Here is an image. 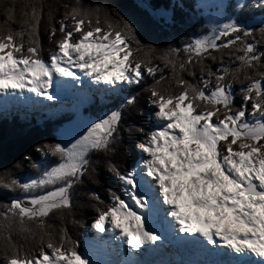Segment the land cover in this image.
Listing matches in <instances>:
<instances>
[{"label": "snow or ice", "instance_id": "6c2138e0", "mask_svg": "<svg viewBox=\"0 0 264 264\" xmlns=\"http://www.w3.org/2000/svg\"><path fill=\"white\" fill-rule=\"evenodd\" d=\"M235 8L259 9L260 26L221 15L205 34L158 49L142 44L116 8L84 0L4 5L0 97L55 103L53 87L70 83L96 86L123 102L67 141L37 144L35 152L56 159L42 170L33 164L35 178L0 172V188L25 194L0 204V264H147L136 255L170 238L205 257L190 264H264V0ZM43 20L49 40L60 33L47 59ZM154 60L169 69L167 77L156 78ZM145 74L153 81L142 92L154 119L147 131L138 130L137 158L122 168L115 159L122 124L136 110L140 93L132 87ZM101 160L118 185L105 188L104 198L86 193L95 231L81 251L63 222L73 215L77 186L86 178L98 182ZM52 214L58 227L48 223ZM119 253L126 259L101 258Z\"/></svg>", "mask_w": 264, "mask_h": 264}, {"label": "trees", "instance_id": "16d2710c", "mask_svg": "<svg viewBox=\"0 0 264 264\" xmlns=\"http://www.w3.org/2000/svg\"><path fill=\"white\" fill-rule=\"evenodd\" d=\"M12 0H0V23L3 22V7L10 4ZM48 3L56 4L68 2V0H47ZM86 4L91 6L100 5L102 7L116 8L126 19L134 24L138 38L142 44L152 45L155 48H165L168 45L180 47L182 42L194 39L199 35L205 34L207 31L206 24L202 12L196 7L194 0H84ZM57 11L56 20L60 18V12ZM225 14L232 16L244 24L252 23L254 20L261 18L262 13L259 9L244 8L242 11L237 10L235 5L229 2L224 9ZM162 13H165L161 15ZM55 25V21H53ZM58 29V25H55ZM17 27L16 24L12 25ZM259 27V26H257ZM60 33L57 30L54 39L59 38ZM54 39L49 40L48 22L43 20L40 25V41L41 54L47 59L50 51L54 50ZM227 59V57H225ZM157 64L156 78L160 75L167 77L169 69L159 61L154 60ZM213 68L218 65L208 62ZM199 73L197 70V77ZM145 81L140 86H133L132 91L140 93L137 100L136 110L125 115L122 124V143L115 159L122 168L134 163L137 158V151L134 148L136 139L138 138V130L144 128L145 131L151 126L152 107L148 105L142 88L151 84L152 78L145 74ZM188 78V77H186ZM240 85L234 84L233 90L236 92V104L240 103V95L238 92ZM123 95V94H121ZM113 103H99V99L95 97L94 103L87 109H83L82 113L93 119L99 117L102 113L117 106L123 101L117 96H112ZM106 99H101L103 102ZM44 118L43 115H29L24 111H9L7 114L0 116V172L11 170L12 174L21 179L35 178L38 174L37 169L33 168V164L40 166L42 170L45 165L51 166L55 162L54 157H43L35 152V146L43 142H58L57 133L66 123L71 120L70 115H60L52 119L39 121ZM29 159L25 160L24 157ZM20 167H15L17 162ZM98 175L96 183L86 181L83 185L77 186L74 192V208L73 215L66 216L64 226L68 229L69 234L77 240L79 248L83 251V244L88 240L91 234L90 221L94 212L88 206V191H96L102 198L105 197V188L111 186L114 189L118 182L107 173L103 167L102 160L98 164ZM24 193L17 190H8L0 188V204L9 203L11 199H23ZM48 223L59 226L61 221L56 214L50 215ZM72 220L79 223L73 224Z\"/></svg>", "mask_w": 264, "mask_h": 264}, {"label": "rangeland", "instance_id": "374dc122", "mask_svg": "<svg viewBox=\"0 0 264 264\" xmlns=\"http://www.w3.org/2000/svg\"><path fill=\"white\" fill-rule=\"evenodd\" d=\"M194 1L196 3V7L202 12L206 26L211 24L214 21L219 22L221 15L228 16L227 14H225L224 9L229 4V2H231L234 5H236L237 3L243 4L247 2V0H194ZM163 14L165 13H162L161 15ZM260 19L261 18H258L254 20L252 23H248L246 25L255 26V27L260 26L258 23ZM53 92L57 94L58 100L60 99L59 97L66 98V99L61 98L59 103L57 102L47 103L46 106L43 107L42 109V111L46 112V115H45L46 117L44 120L48 118L50 119L54 117L56 118L60 115H70L71 116V120L58 130V133H57L58 142L62 140L67 141L71 135H74L75 133L79 132L89 121L93 120V118L88 117L82 113L83 109H87L90 105L93 104V100H92L93 96L97 97L98 99L108 98L106 99L105 102L99 99V103L111 104L114 102L112 95H109L99 89L96 92H94L93 89L79 90V94H74L76 92L74 90L73 92L71 91V93L69 92L65 95H61L62 93H60L59 90L53 91ZM92 93L93 95H91ZM113 96L115 97V95ZM2 106L4 107L5 105H2ZM11 109H13L11 112L15 110H19L18 108L14 109L13 107ZM24 110L28 114L36 115L39 113L38 111L34 109H30V108H26ZM4 114H7V113L4 112ZM1 115L2 114H0V116ZM153 119L154 118L151 119V124L153 122ZM94 231L95 230L91 229L92 235L94 234ZM105 238L107 239V237ZM84 245L85 243L82 246L83 250H84ZM114 256L115 255H108V256L101 257V258L116 261L114 260L115 258Z\"/></svg>", "mask_w": 264, "mask_h": 264}, {"label": "bare ground", "instance_id": "6f19581e", "mask_svg": "<svg viewBox=\"0 0 264 264\" xmlns=\"http://www.w3.org/2000/svg\"><path fill=\"white\" fill-rule=\"evenodd\" d=\"M52 90H53V91H57V89H56L55 86L53 87ZM59 91H60V93H62L61 95H65V94L69 93V91L66 89V84L61 85V87L59 88ZM70 93H71V92H70ZM74 94H79V92L76 91ZM17 98H18V97H17ZM3 99H4V97H0V100H3ZM167 243H168V241H167ZM116 256H117V257H116ZM121 256H122V253H119V254L115 255L114 257H116V259H118V258L121 257ZM165 264H167V263H165Z\"/></svg>", "mask_w": 264, "mask_h": 264}]
</instances>
